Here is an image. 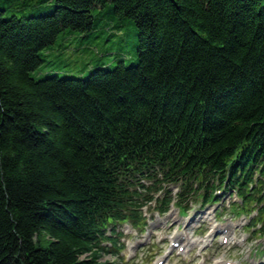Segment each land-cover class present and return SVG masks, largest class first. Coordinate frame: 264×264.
<instances>
[{"label": "trees", "instance_id": "trees-1", "mask_svg": "<svg viewBox=\"0 0 264 264\" xmlns=\"http://www.w3.org/2000/svg\"><path fill=\"white\" fill-rule=\"evenodd\" d=\"M104 14L136 62L48 59ZM226 177L264 188V0H0V264H115L106 228L141 221L144 178L207 198Z\"/></svg>", "mask_w": 264, "mask_h": 264}, {"label": "rangeland", "instance_id": "rangeland-1", "mask_svg": "<svg viewBox=\"0 0 264 264\" xmlns=\"http://www.w3.org/2000/svg\"><path fill=\"white\" fill-rule=\"evenodd\" d=\"M98 17L96 20V25L94 29L89 32L86 36L82 38V42H86L87 44L94 45V47L88 48H76V45L72 46V50L68 51L66 57L64 54H57L54 52L51 55H48V59L57 60L58 62L61 59H65L69 65L66 66V69H69L75 75H86L90 67H92L95 61L92 59L93 57L98 56V52L102 55L106 51H111L112 54L110 55V59H106L107 56L103 55L102 59L109 60L108 67L115 66L118 61L124 60L127 65H131L137 60V49L139 43V33L138 29L135 25L128 19H119L114 17H109L107 14H104L101 18ZM110 19V20H109ZM117 22L121 23V26L116 29H111ZM107 25V27H105ZM79 41V40H78ZM87 46V45H85ZM84 46V47H85ZM34 75L37 78L45 77L44 72H35ZM149 217L163 218V216H159L158 212L154 209L149 210L148 212ZM172 218V216H170ZM226 221L230 218L227 215H224ZM212 222H218L215 218L209 220L208 226L211 225ZM131 227L130 224L123 223L118 226L117 230H121L122 235L120 236L121 241L130 242L134 241L137 242L139 239L143 237L137 230H133L129 228ZM154 227L148 226V232L150 231V236L152 238L151 243L148 245L153 248L154 251L160 249V245H162L164 239L174 232L177 227L170 228L169 226L165 225H155ZM195 227L189 228V232H193ZM254 241L251 239L247 240L246 243L241 248V251L244 250L245 252L251 251L255 246L253 245ZM216 251V249H215ZM129 252L126 251L124 248L121 252V256L124 259H121L118 264H145L150 263L151 259L153 258L149 253L140 251L139 256L137 258H133L135 260L126 258L125 255H128ZM226 251H219L217 255L226 256ZM105 258H111L109 254L106 255ZM174 264V263H171Z\"/></svg>", "mask_w": 264, "mask_h": 264}]
</instances>
